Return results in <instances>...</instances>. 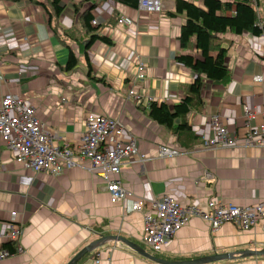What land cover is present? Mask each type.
<instances>
[{
    "label": "crops",
    "instance_id": "crops-1",
    "mask_svg": "<svg viewBox=\"0 0 264 264\" xmlns=\"http://www.w3.org/2000/svg\"><path fill=\"white\" fill-rule=\"evenodd\" d=\"M50 12L48 1L37 0ZM62 11L57 23L63 29L78 27V15L94 0H57ZM160 11L146 13L103 2L91 11L97 24L111 12L132 21L130 26H105L108 44L95 41L85 51L89 77L77 44L61 43L49 29L48 16L38 5L26 0H0V97L9 93L22 97L58 146L74 144L84 128L88 113L116 119L126 137L133 138L144 156L143 162L125 160L119 180L131 197L150 209L163 195L172 196L180 206L197 202L203 209L207 199L245 206L264 201V146L202 149L210 137V119L218 115L235 138L247 131L243 109L253 114V125L262 121L264 111V0H250L262 33L217 36L226 50L224 63L229 81L225 85L202 82L199 99L191 101L185 116L187 130L177 136L148 117V104L168 108L188 94L194 74L177 63L179 55L199 59L193 39L180 48L177 37L184 14L174 13L175 0H158ZM201 8V0H184ZM79 3V4H78ZM77 4V13H74ZM93 26V25H92ZM85 42L86 38H79ZM77 58L71 71H64L67 49ZM144 63L143 79L136 80L135 61ZM261 82L255 83L254 77ZM130 89L137 98L127 97ZM179 123L175 120L173 125ZM181 151L173 157L158 158L157 147ZM86 161L64 169L58 176L34 174L17 164L0 141V232L6 230L10 213L19 224L21 253L4 264H66L78 251L99 237H119L151 256L165 261H189L214 254L264 250V219L242 231L223 223L210 231L192 218L156 254L140 240L142 217L131 212L132 200L112 205L101 179L87 171ZM2 246L7 242L0 240ZM77 264L97 257L99 264H156L126 245L108 241L85 254ZM209 264H264V255H248Z\"/></svg>",
    "mask_w": 264,
    "mask_h": 264
},
{
    "label": "built area",
    "instance_id": "built-area-1",
    "mask_svg": "<svg viewBox=\"0 0 264 264\" xmlns=\"http://www.w3.org/2000/svg\"><path fill=\"white\" fill-rule=\"evenodd\" d=\"M137 11L158 13L160 3L158 0H137ZM131 24L129 18L119 17L114 27ZM91 25H95V21H91ZM134 64L135 78L141 81L144 63L136 60ZM254 82L260 83V77H254ZM132 96L138 97L136 91L130 89L127 97ZM243 114L247 131L241 138H235L221 123L218 115L212 116L210 125L213 133L203 139L201 148L264 146V111L261 113L262 121L257 125H253V114L249 110L243 109ZM0 141L22 169L34 174L58 176L64 169L77 167L86 161L89 164L87 171L94 173L104 183L110 204H121L127 198L132 200L131 212L142 217L141 243L156 254L192 218L205 223L210 231H216L223 223H231L237 229L246 231L264 219V201L236 206L217 197L207 199L202 209L196 201L180 206L172 196L163 195L150 209H145L144 201L131 197L119 180L123 161L131 159L133 162H143L145 158L139 153L136 141L125 136L116 119L88 113L84 117V128L79 139L72 145L60 147L51 141L43 124L35 116L34 109L22 97L6 93L0 97ZM180 153L178 149L165 145L157 147L158 158L173 157ZM13 216L14 213H10V221L6 230L0 232V240L16 243L15 253H21L19 240L22 229L14 222ZM8 256L10 253L0 243V264H4ZM88 264H99V260L94 257Z\"/></svg>",
    "mask_w": 264,
    "mask_h": 264
},
{
    "label": "trees",
    "instance_id": "trees-1",
    "mask_svg": "<svg viewBox=\"0 0 264 264\" xmlns=\"http://www.w3.org/2000/svg\"><path fill=\"white\" fill-rule=\"evenodd\" d=\"M2 1L17 3L24 0ZM26 1L32 5L42 7V4L37 0ZM106 1H111L112 3L129 9H137V0L92 1L90 6L79 13L77 17V24L82 32L79 38L82 39V37H85V42L79 40L77 29H63L58 26L57 20L62 11V7L58 6L57 0L48 1L50 12H47L42 7L48 16L47 24L52 35L65 45L67 42L77 44L78 52L81 54L86 67V76L88 79H90V65L85 51L95 41L108 44L109 40L103 36L105 35L103 30L105 31V26L112 28L119 18L112 11L105 23L97 24L95 22V25H91V21H95L91 15V11ZM73 6L74 13H77V4ZM174 13L184 14L185 17V22L180 26L177 37L179 47H187L191 39H193V46L199 54V59H195L191 55H179L175 60L191 71L194 74V79L188 87V94L180 102L172 105L171 108H168L163 103L156 104L151 102L148 104L147 114L149 118L177 136L179 132L187 130L188 128L185 122V116L189 112L191 101L193 99H199L202 82L207 81L212 84L225 85L229 81V74L224 63L226 50L216 43L217 36L226 32L234 35L248 33L252 36H259L262 33V27L258 26L259 22L256 16V10L250 0H201V8L184 0H175ZM66 49L67 56L63 69L68 72L76 67L78 61L68 46H66ZM175 120H179V123L173 125ZM2 247L9 253L13 252V245L11 243Z\"/></svg>",
    "mask_w": 264,
    "mask_h": 264
},
{
    "label": "water",
    "instance_id": "water-1",
    "mask_svg": "<svg viewBox=\"0 0 264 264\" xmlns=\"http://www.w3.org/2000/svg\"><path fill=\"white\" fill-rule=\"evenodd\" d=\"M108 241H116L120 242L133 251H135L138 255H141L142 257L156 263V264H209V263H215L225 260L233 259L235 255H238L239 258L246 257L248 255H254V256H262L264 255V250L262 251H241L239 253H225V254H214L210 256L201 257L198 259H193L189 261H181V262H175V261H165L160 258L151 256L150 254L144 252L140 247L137 245L124 240L119 237H99L95 239L94 241L90 242L87 246L82 248L80 251H78L66 264H77L81 260V258L88 253H91L96 248L103 246Z\"/></svg>",
    "mask_w": 264,
    "mask_h": 264
},
{
    "label": "rangeland",
    "instance_id": "rangeland-1",
    "mask_svg": "<svg viewBox=\"0 0 264 264\" xmlns=\"http://www.w3.org/2000/svg\"><path fill=\"white\" fill-rule=\"evenodd\" d=\"M3 248V247H2ZM14 254V251L13 252H10V255H13Z\"/></svg>",
    "mask_w": 264,
    "mask_h": 264
}]
</instances>
